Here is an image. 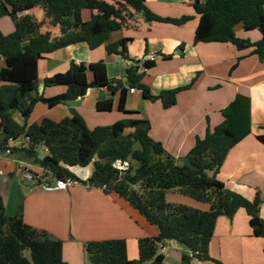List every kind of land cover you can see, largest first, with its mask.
<instances>
[{"label": "trees", "instance_id": "1", "mask_svg": "<svg viewBox=\"0 0 264 264\" xmlns=\"http://www.w3.org/2000/svg\"><path fill=\"white\" fill-rule=\"evenodd\" d=\"M36 7L44 10L51 27L59 29L58 37L51 32L41 33L43 23L33 16L20 17ZM193 8L199 17L195 44L231 43L237 50L252 47V54L264 63V0H194ZM84 10L93 13L91 21H83ZM133 13L142 15L147 23L183 26L192 20L188 16H158L148 9L146 0H0V19L7 17L15 26L10 35L0 31V58L7 64L0 69V151L23 152L39 163L43 173L36 180L38 185L51 178L102 189L106 195L115 194L126 201L158 230L157 237L139 240V258L134 261L128 259L125 240L89 242L85 245L89 264H164L160 250L169 241L187 248L185 264L192 259L210 261L209 245L218 219L232 220L240 209L247 213L254 236L264 239L261 195L249 201L217 179L230 150L252 133L249 97L237 95L222 111L223 122L213 129L209 127L205 137L198 139L180 160L150 137V122L138 117L92 130L76 113L60 122L45 118L40 123H29L39 103L53 109L83 98L90 89L106 88L117 95V109L125 114L138 115L126 110L131 90L140 91L147 100L160 101L164 109L176 105L178 94L190 89L195 80L186 87L152 95L143 78L155 64L129 59L128 39L106 46L109 54L131 61L123 80L110 79L104 62L87 65L72 61L67 72L44 80L45 88L65 87L66 92L52 98L39 95V61L44 55L79 43H87L92 50L104 46L112 33L128 27ZM238 24H243L246 31L258 30L262 40L252 44L238 38ZM89 73L93 74L92 81ZM112 109V101L97 105L100 112ZM16 110L21 111L22 125L11 114ZM22 139L28 142L20 150L11 146ZM258 140L264 144V134ZM41 148L47 150L43 158L39 157ZM116 162L128 168L119 170L114 167ZM91 165L93 173L87 181L70 171L72 167ZM171 191L208 204L209 210L170 204L166 195ZM0 264L67 263L62 241L27 225L22 207L16 216L8 217L0 197Z\"/></svg>", "mask_w": 264, "mask_h": 264}, {"label": "crops", "instance_id": "2", "mask_svg": "<svg viewBox=\"0 0 264 264\" xmlns=\"http://www.w3.org/2000/svg\"><path fill=\"white\" fill-rule=\"evenodd\" d=\"M193 2L146 0L148 9L158 16L174 19L192 17L183 26L147 23L142 15L133 13L128 27L112 33L104 46L92 50L87 43H79L44 55L39 61V95L52 98L66 92V88H45L44 80L67 72L72 61L87 65L104 62L110 79L123 80L131 61L119 54H109L106 46L128 39L129 59L155 57V66L143 78V84L152 95L186 87L195 80L190 89L178 94L175 106L164 109L160 101H150L140 91H130L126 110L138 115L125 114L117 109V95L106 88L90 89L83 98L53 109L39 103L29 123H40L45 118L60 122L76 113L92 130L138 117L150 122V137L161 143L166 153L180 160L188 155L198 139L205 137L209 127L213 129L223 122L222 111L237 95L249 97L252 103V133L230 150L217 179L228 190L249 201L261 195L260 218L264 221V144L258 140V136L264 134V63L252 54V47L237 50L231 43L195 44L199 17ZM25 15H31L43 23L41 33L51 32L55 37L60 35L58 28L50 26L42 8L36 7L20 14V17ZM92 16L90 10L82 12L84 22L91 21ZM14 30L15 26L9 18L0 19V31L4 35H10ZM235 32L238 38L252 44L262 40L258 30L246 31L243 24H238ZM6 67V61L0 58V69ZM88 76L92 81L93 74L89 73ZM2 85L0 82V88ZM106 101L113 102L112 111H98L97 105ZM15 113H18L19 119L14 118ZM11 114L17 123H24L20 110ZM26 145L24 139L11 144L18 150ZM41 152L40 158L47 155L45 148H41ZM15 164L20 165L22 170L43 173L40 164L23 152L1 154L0 170L6 173H0L4 183L0 185V197L6 215L14 217L22 207L27 225L62 241L63 258L67 264H89L85 245L111 240H125L128 259L138 260L139 240L158 236V230L126 201L115 194L106 195L102 189L79 184L67 190H50L45 186H53L52 182L45 184L47 180H44L42 184L24 191L6 178L12 176ZM78 168L81 167H72L70 171L82 181H87L93 173L91 167L75 172ZM5 186L9 188L8 191ZM166 201L200 211L209 210L208 204L199 203L176 191L168 192ZM249 220L243 209L237 211L232 220L220 217L209 245L211 260L192 259L190 264H264V239L254 236ZM162 254L164 264H185L183 257L189 253L176 241H169Z\"/></svg>", "mask_w": 264, "mask_h": 264}, {"label": "built area", "instance_id": "3", "mask_svg": "<svg viewBox=\"0 0 264 264\" xmlns=\"http://www.w3.org/2000/svg\"><path fill=\"white\" fill-rule=\"evenodd\" d=\"M140 61L142 63L154 62L155 61V57L154 56H146L144 59H142ZM131 92H135V90H131ZM25 141L28 142L27 139ZM3 153L10 154L11 152L9 150L0 151V156ZM114 167L119 169V170H126L128 168V165L127 164H122L120 162H116L114 164ZM23 173L25 175V179L28 180V181L38 180V179H40L42 177L41 173L40 174L39 173H34V172H31V171H29L27 169H24ZM77 185H79V183L76 182V181H73V180H65V181L56 180L55 186L46 185L45 187H46V189H50V190H53V189H56V190H67L70 187L77 186ZM165 249H166V245L161 247V250H160L161 254H162V252L165 251Z\"/></svg>", "mask_w": 264, "mask_h": 264}, {"label": "rangeland", "instance_id": "4", "mask_svg": "<svg viewBox=\"0 0 264 264\" xmlns=\"http://www.w3.org/2000/svg\"><path fill=\"white\" fill-rule=\"evenodd\" d=\"M6 20V19H5ZM14 118L15 119H19V115H18V113H15L14 114ZM41 149L39 150V156L40 157H42V155H41ZM134 164V166H136V164L135 163H133ZM15 167H16V169H15V167H14V170L12 171V176L11 175H9V177H6L7 179L9 178V181L11 182V181H13L14 182V184H17L18 186H20L24 191L27 189V188H33V187H36L37 185V182H36V180H33V181H27V180H25V175H24V173H23V170H22V168L20 167V165H18V164H15L14 165ZM91 167V170L93 171V169H92V166H90ZM78 170H81V168H78V169H76V171L75 172H77ZM3 171L4 170H0V173H3ZM5 173H6V171H4ZM38 173V172H37ZM3 179H5V176H3ZM50 182H52V185L53 186H55V183H56V180L55 179H48L46 182H45V184H48V183H50ZM3 180H2V177H0V185L1 186H3ZM5 188V190L6 191H8V187L7 186H5L4 187ZM25 255L27 256V257H30V254H29V252H26L25 253Z\"/></svg>", "mask_w": 264, "mask_h": 264}]
</instances>
